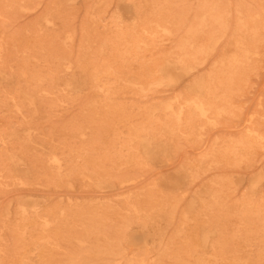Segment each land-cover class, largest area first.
I'll return each instance as SVG.
<instances>
[{"label": "rangeland", "instance_id": "rangeland-1", "mask_svg": "<svg viewBox=\"0 0 264 264\" xmlns=\"http://www.w3.org/2000/svg\"><path fill=\"white\" fill-rule=\"evenodd\" d=\"M0 262L264 264V0H0Z\"/></svg>", "mask_w": 264, "mask_h": 264}, {"label": "bare ground", "instance_id": "bare-ground-1", "mask_svg": "<svg viewBox=\"0 0 264 264\" xmlns=\"http://www.w3.org/2000/svg\"><path fill=\"white\" fill-rule=\"evenodd\" d=\"M247 2H248V1H247ZM251 2H253V1H251ZM32 4H33V3H32ZM102 4H103V3H102ZM207 4H208V3H207ZM248 4H249V3H248ZM251 4H252V3H251ZM203 7H204V6H203ZM199 9H200V8H199ZM201 9H202V8H201ZM214 9H215V8H214ZM262 9H263V8H262ZM207 10H208V9H207ZM46 11H47V10H46ZM182 11H183V10H182ZM219 11H220V10H219ZM202 14H203V13H202ZM202 14H201V15H202ZM213 14H214V13H213ZM219 14H220V13H219ZM230 14H231V13H230ZM248 15H249V13H248ZM207 16H209V15H207ZM229 16H230V15H229ZM249 16H250V15H249ZM205 17H206V16H205ZM206 18H207V17H206ZM217 18H218V17H217ZM243 18H244V17H243ZM219 19H220V18H219ZM211 21H212V20H211ZM231 21H232V20H231ZM249 21H250V20H249ZM218 22H219V21H218ZM250 22H252V21H250ZM209 23H210V21H209ZM215 23H216V22H215ZM125 24H126V23H125ZM210 24H211V23H210ZM213 24H214V23H213ZM229 24H230V23H229ZM243 24H246V23H243ZM142 25H144V23H143ZM215 25H216V24H215ZM122 26H123V25H122ZM129 26H130V25H129ZM195 26H196V25H195ZM164 27H166V26H164ZM242 27H243V26H242ZM131 28H132V27H131ZM131 28H130V29H131ZM185 28H186V27H185ZM236 28H237V27H236ZM248 28H249V27H248ZM140 29H141V28H140ZM142 29H143V28H142ZM182 29H183V28H182ZM228 29H229V28H228ZM202 30H203V29H201V31H202ZM253 30H254V29H253ZM121 31H122V30H121ZM124 31H125V30H124ZM142 31H143V30H142ZM157 31H158V30H157ZM213 31H214V30H213ZM216 31H217V30H216ZM228 31H229V30H228ZM228 31H227V32H228ZM117 32H118V31H117ZM153 32H154V31H153ZM243 32H244V31H243ZM254 32H255V31H254ZM144 33H145V32H144ZM144 33H143V34H144ZM156 33H157V32H156ZM250 33H251V32H250ZM119 34H120V32H119ZM146 34H147V33H146ZM172 34H173V33H172ZM175 34H176V33H175ZM202 34H203V33H202ZM204 34H205V33H204ZM248 34H249V31H248ZM116 35H117V34H116ZM123 35H124V34H123ZM176 35H177V34H176ZM207 35H208V34H207ZM211 35H212V34H211ZM120 36H121V35H120ZM144 36H145V35H144ZM157 36H158V35H157ZM199 36H201V35H199ZM204 36H205V35H204ZM209 36H210V35H209ZM244 36H245V35H244ZM249 36L251 37V35H249ZM255 36H256V35H255ZM145 37H146V36H145ZM236 37H237V36H236ZM157 38H158V37H157ZM177 38H178V37H177ZM188 38H189V40L191 39L190 37H188ZM205 38H206V37H205ZM211 38H212V37H211ZM240 38H241V37H240ZM251 38H252V37H251ZM117 39H119V38H117ZM140 39H141V38H140ZM150 39H151V38H150ZM152 39H153V38H152ZM158 39H159V38H158ZM182 39H183V38H182ZM203 39H204V38H203ZM241 39H242V38H241ZM256 39H257V38H256ZM256 39H255V40H256ZM261 39H262V38H261ZM174 40H175V39H174ZM238 40H239V39H238ZM262 40H263V39H262ZM18 41H19V40H18ZM118 41H119V40H118ZM138 41H139V40H138ZM150 41H151V40H150ZM190 41H191V40H190ZM193 41H194V40H193ZM208 41H209V40H208ZM240 41H241V40H240ZM248 41L250 42V40H248ZM257 41H258V40H257ZM130 42H131V41H130ZM134 42H135V39H134ZM205 42H207V41H205ZM205 42H203V43H205ZM236 42H237V41H236ZM242 42H243V41H242ZM22 43H23V42H22ZM142 43H143V42H142ZM238 43H240V42H238ZM245 43H246V41H245ZM251 43H252V42H251ZM257 43H258V42H257ZM30 44H31V43H30ZM37 44H38V43H37ZM134 44H135V43H134ZM193 44H194V43H193ZM195 44H196V43H195ZM242 44H243V43H241V45H242ZM248 44H249V43H248ZM135 45H136V44H135ZM150 45H151V43H150ZM152 45H153V44H152ZM176 45H178V44L176 43ZM199 45H200V44H199ZM205 45H206V44H205ZM238 45H239V44H238ZM249 45H250V44H249ZM26 46H27V45H26ZM37 46H38V45H37ZM119 46H120V45H119ZM219 46H220V45H219ZM239 46H240V45H239ZM243 46L245 47V45H243ZM191 47H192V46H191ZM199 47H200V46H199ZM199 47H198V48H199ZM246 47H247V46H246ZM39 48H40V47H39ZM119 48H120V47H119ZM193 48H194V46H193ZM239 48H240V47H238V49H239ZM28 49H29V48H28ZM44 49H45V47H44ZM180 49H181V48H180ZM195 49H196V48H195ZM246 49H248V48H246ZM252 49H253V48H252ZM24 50H25V49H23V52H24ZM46 50H47V49H46ZM46 50H45V51H46ZM192 50H194V49H192ZM200 50H201V49H200ZM202 50H204L203 47H202ZM221 50H222V49H221ZM241 50H242V49H241ZM17 51H18V50H17ZM30 51H31V50H30ZM47 51H48V50H47ZM239 51H240V50H239ZM31 52H32V51H31ZM221 52H222V51H221ZM24 53H25V52H24ZM124 53H125V52H124ZM15 54H16V53H15ZM131 54H133V53H131ZM177 54H179V53H177ZM189 54H190V53H189ZM189 54H188V55H189ZM191 54H192V53H191ZM193 54H194V52H193ZM193 54H192V55H193ZM239 54H240V53H239ZM17 55H18V54H17ZM32 55H33V54H32ZM44 55H45V54H44ZM125 55H126V54H125ZM182 55H183V54H182ZM205 55H207V54H205ZM34 56H35V55H34ZM121 56H122V55H121ZM127 56H128V55H127ZM134 56H135V55H134ZM180 56H181V55H180ZM193 56H194V55H193ZM196 56H197V55H196ZM196 56H195V57H196ZM237 56H238V55H237ZM241 56H242V55H240V57H241ZM44 57H45V56H44ZM178 57H179V56H178ZM181 57H182V56H181ZM181 57H180V58H181ZM18 58H19V57H18ZM123 58H124V57H123ZM183 58H184V57H183ZM183 58H182V59H183ZM196 58H197V57H196ZM198 58H199V57H198ZM198 58H197V59H198ZM238 58H239V56H238ZM41 59H42V58H41ZM43 59H44V58H43ZM127 59H128V58H127ZM134 59H135V57H134ZM159 59H160V58H159ZM178 59H179V58H178ZM191 59H193V61H195L194 58L191 57ZM234 59H235V58H234ZM239 59L242 60V58H239ZM249 59H250V58H249ZM3 60H4V59H3ZM117 60H118V59H117ZM129 60H130V59H129ZM129 60H128V62H129ZM162 60H163V59H162ZM179 60H180V59H179ZM185 60H188V59H185ZM206 60H207V59H206ZM240 60H239V61H240ZM4 61H5V60H4ZM25 61H26V60H25ZM156 61H157V59H156ZM160 61H161V59H160ZM169 61H170V60H169ZM236 61H237V58H236ZM120 62H121V61H120ZM153 62H154V61H153ZM175 62H176V61H175ZM228 62H229V61H228ZM17 63H18V62H17ZM106 63H107V62H106ZM179 63H180V62H179ZM186 63H187V62H186ZM215 63H216V62H215ZM217 63H218V62H217ZM239 63H240V62H239ZM239 63H238V64H239ZM241 63H242V62H241ZM241 63H240V64H241ZM108 64H109V63H108ZM156 64H157V62H156ZM180 64L182 65V63H180ZM187 64H188V63H187ZM240 64H239V65H240ZM245 64H248V63H245ZM254 64H255V63H254ZM110 65H111V64H110ZM114 65H116V64L114 63ZM120 65H122V64H120ZM188 65H189V64H188ZM190 65H191V64H190ZM230 65H232V63H230ZM17 66H18V65H17ZM112 66H113V65H112ZM182 66H183V65H182ZM240 66H241V65H240ZM251 66H252V65H251ZM28 67H29V65H28ZM106 67H107V65H106ZM106 67H105V68H106ZM108 67H109V65H108ZM114 67H115V66H114ZM120 67H121V66H120ZM150 67H151V66H150ZM188 67H189V66H188ZM225 67H226V66H225ZM246 67H247V66H246ZM29 68H30V67H29ZM116 68H118V67H116ZM234 68H235V66H234ZM236 68H237V66H236ZM236 68H235V70H236ZM244 68H245V67H244ZM248 68H249V67H248ZM252 68H253V67H252ZM22 69H23V68H22ZM96 69H97V68H96ZM109 69H110V68H109ZM120 69H121V68H120ZM136 69H137V68H135V70H136ZM148 69H149V67H148ZM148 69H147V70H148ZM150 69H151V68H150ZM250 69H251V68H250ZM111 70H112V69H111ZM116 70H117V69H116ZM123 70H124V69H123ZM153 70H155V69L153 68ZM153 70H152V71H153ZM230 70H231L230 72L233 73V72H232V68H231ZM251 70H252V69H251ZM30 71H31V70H30ZM117 71H118V70H117ZM252 71H253V70H252ZM15 72H16V71H15ZM31 72H32V71H31ZM118 72H119V71H118ZM120 72H121V71H120ZM120 72H119V74H120ZM154 72H155V71H154ZM154 72H153V73H154ZM218 72H219V71H218ZM253 72H254V71H253ZM29 73H30V72H29ZM133 73H135V72L133 71ZM155 73H156V72H155ZM234 73H235V72H234ZM237 73H238V72H237ZM37 74H38V73H37ZM51 74H52V73H51ZM51 74H50V75H51ZM99 74H100V73H99ZM104 74H105V72H104ZM106 74H107V73H106ZM119 74H118V75H119ZM135 74H136V73H135ZM135 74H134V75H135ZM147 74H148V73H147ZM149 74H150V73H149ZM228 74H229V73H228ZM239 74H240V73H238V75H239ZM28 75L30 76L31 74H28ZM97 75H98V74H97ZM107 75H108V74H107ZM130 75H131V74H130ZM141 75H142V74H141ZM155 75H156V74H155ZM94 76H95V74H94ZM109 76H110V75H109ZM111 76H114V73H113ZM120 76H121V75H120ZM211 76H212V75H211ZM211 76H210V77H211ZM229 76H230V75H229ZM18 77H19V76H18ZM30 77H31V76H30ZM97 77H99V76H97ZM114 77H115V76H114ZM114 77H113V80L115 79ZM136 77H140V76H136ZM148 77H149V76H148ZM150 77H151V75H150ZM153 77H154V76H153ZM230 77H231V76H230ZM246 77H247V76H246ZM28 78H29V77H28ZM48 78H49V75H48ZM93 78H94V77H93ZM93 78H92V79H93ZM121 78H122V77H121ZM134 78H135V77H134ZM18 79H19V78H18ZM20 79H21V78H20ZM95 79H96V76H95ZM118 79H120V78H117V80H118ZM123 79H125V78H123ZM142 79H143V78H142ZM225 79H226V78H225ZM33 80H34V79H33ZM146 80H147V79H146ZM150 80H151V79H150ZM212 80H213V79H212ZM221 80H222V79H221ZM226 80H227V79H226ZM233 80H234V79H233ZM20 81H21V80H20ZM39 81H40V80H39ZM97 81H98V80H97ZM106 81H108V80H106ZM138 81H139V80H138ZM140 81H141V80H140ZM213 81H214V80H213ZM231 81H232V80H231ZM18 82H19V81H18ZM18 82H16V83H18ZM111 82H113V81H111ZM142 82H143V81H142ZM154 82H155V81H154ZM217 82H218V81H217ZM227 82H228V81H227ZM234 82H235V81H234ZM245 82H246V81H245ZM32 83L34 84V82H32ZM47 83H48V85H49V82H47ZM115 83H116V82H115ZM240 83H241V81H240ZM27 84H28V83H27ZM97 84H98V83H97ZM105 84H106V83H105ZM141 84H142V83H141ZM150 84H151V83H150ZM219 84H220V83H219ZM232 84H233V83H232ZM237 84H238V83H237ZM24 85H26V84H24ZM36 85H37V83H36ZM48 85H47V86H48ZM143 85H145V84L143 83ZM221 85H222V84H221ZM221 85H219V86H221ZM229 85H230V84H229ZM229 85H225V86H229ZM27 86H28V85H27ZM92 86H93V85H92ZM96 86H97V85H96ZM110 86H113V85H110ZM233 86H234V85H233ZM131 87H132V86H131ZM147 87H148V86H147ZM147 87H146V88H147ZM152 87H153V86H152ZM154 87H156V86H154ZM212 87H214V86H212ZM230 87H231V86H230ZM234 87H235V86H234ZM107 88H108V87H107ZM112 88H113V87H112ZM116 88H117V87H116ZM119 88H120V87H119ZM235 88H237V87H235ZM101 89H102V88H101ZM108 89H110V88H108ZM143 89H144V88H143ZM213 89H214V88H213ZM220 89H221V88H220ZM220 89H219V90H220ZM225 89H226V87H225ZM32 90H33V89H32ZM104 90H105V89H104ZM104 90H103V91H104ZM116 90H119V89H116ZM206 90H207V89H206ZM237 90H238V89H237ZM26 91H27V90H26ZM110 91H111V90H110ZM112 91H113V90H112ZM233 91H235V90L233 89ZM119 92H120V91H119ZM222 92H223V91H222ZM9 93H10V92H9ZM13 93H14V92H13ZM214 93H216V91H215ZM224 93H225V92H224ZM233 93H235V92H233ZM233 93H232V94H233ZM59 94H60V93H59ZM100 94H101V93H100ZM111 94H112V92H111ZM218 95H219V94H218ZM61 96H63V95L61 94ZM101 96H104V95L102 94ZM106 96H107V95H106ZM106 96H105V97H106ZM108 96H109V95H108ZM111 96H112V95H111ZM5 97H7V96H5ZM63 97H64V96H63ZM66 97H67V96H66ZM217 97H218V96H217ZM223 97H224V95H223ZM8 98H9V97H8ZM101 98H102V97H101ZM225 98H226V97H225ZM6 99H7V98H6ZM102 100H104V99H102ZM221 100H222V98H221ZM2 101H3V100H2ZM111 101H112V97H111ZM219 101H220V100H219ZM228 101H229V100H228ZM97 102H98V101H97ZM97 102H96V103H97ZM99 102H100V101H99ZM226 102H227V101H226ZM45 104H46V103H45ZM97 104H98V103H97ZM102 104H103V102H102ZM102 104H101V106L103 107ZM106 104H107V103H106ZM194 104H195V103H194ZM222 105H223V104H222ZM228 105H229V104H228ZM228 105H227V106H228ZM234 105H235V104H234ZM104 106L106 107V105H104ZM112 106H113V105H112ZM200 106H201V105H200ZM110 107H111V106H110ZM193 107H194V106H193ZM193 107H192V108H193ZM108 108H109V107H108ZM159 108H160V107H159ZM103 109H104V107H103ZM106 109H107V108H106ZM110 109H111V108H110ZM110 109H109V110H110ZM196 109H197V108H196ZM98 110H99V109H98ZM114 110H116V108H115ZM114 110H112V111H114ZM208 110H209V109H208ZM19 111H20V110H19ZM106 112H108V110H107ZM205 112H206V111H205ZM229 112H230V111H229ZM115 113H116V112H115ZM168 113H169V112H168ZM172 113H173V112H172ZM112 115H113V114H112ZM166 115H167V114H166ZM156 117H158V116H156ZM156 117H155V119H156ZM105 118L107 119L106 115H105ZM153 121H154V120H153ZM186 121H187V120H186ZM149 122H150V121H149ZM154 122H155V121H154ZM160 123H161V122H160ZM210 123H211V122H210ZM184 124H185V123H184ZM175 125H176V124H175ZM167 126H168V125H167ZM186 126H187V125H186ZM187 127H188V126H187ZM198 127H199V126H198ZM189 128H190V127H189ZM200 128H201V127H200ZM171 130H172V128H171ZM132 131H133V130H132ZM252 131H253V130H252ZM133 133H134V132H133ZM177 133H178V132H177ZM261 136H262V135H261ZM96 137H97V136H96ZM135 137H136V136H135ZM190 137H191V136H190ZM255 137H256V136H255ZM117 138H118V137H117ZM257 138H259V137L257 136ZM99 139H100V138H99ZM99 141H100V140H99ZM122 142H123V141H122ZM108 144H109V143H108ZM117 144H118V143H117ZM65 146H66V145H65ZM117 146H118V145H117ZM101 147H102V146H101ZM104 147H105V146H104ZM115 147H116V146H115ZM249 147H251V146H249ZM130 148H131V147H130ZM61 149H62V148H61ZM66 150H67V149H66ZM102 150H103V149H102ZM119 152H121V151L119 150ZM109 153H110V151H109ZM243 153H244V152H243ZM67 154H68V153H67ZM107 154H108V153H107ZM110 154H111V153H110ZM102 155H103V154H102ZM74 156H75V155H74ZM105 156H106V155H105ZM34 157H35V156H34ZM41 157H42V156H41ZM35 158H36V157H35ZM114 158H115V157H114ZM31 159H32V158H31ZM69 159H70V158H69ZM103 159H104V158H103ZM48 160H49V159H48ZM51 160H52V159H51ZM75 160H76V159H75ZM68 161H69V160H68ZM47 162H48V161H47ZM66 162H67V161H66ZM125 162H126V161H125ZM238 162H239V161H238ZM68 164H69V163H68ZM111 164H112V163H111ZM70 165H71V164H70ZM71 166H72V165H71ZM105 166H106V165H105ZM110 167H111V166H110ZM47 169H48V168H47ZM71 169H72V168H71ZM73 169H74V168H73ZM73 169H72V170H73ZM72 170H70V171H72ZM48 171H49V170H48ZM51 172H52V171H51ZM74 172H76V171H74ZM72 175H73V174H72ZM76 175H77V172H76ZM73 177H74V176H73ZM60 178H61V177H60ZM58 180H59V179H58ZM57 183H58V182H57ZM259 199H260V198H259ZM259 199H258V200H259ZM82 202H83V201H82ZM84 203H85V202H84ZM124 203H125V202H124ZM104 204H105V203H104ZM116 205H117V204H116ZM249 205H250V204H249ZM81 206H82V205H81ZM121 206H122V205H121ZM121 206H120V207H121ZM94 207H95V206H94ZM118 207H119V206H118ZM77 208H78V207H77ZM177 208H178V207H177ZM253 208H255V207H252V209H253ZM112 209H113V208H112ZM178 209H179V208H178ZM126 210H128V209H126ZM242 210H243V209H242ZM243 211H244V210H243ZM247 211H248V210H247ZM258 211H259V210H258ZM112 212H113V211H112ZM116 212H117V211H116ZM254 212H255V211H254ZM113 213H114V212H113ZM117 213H118V212H117ZM252 213H253V212H252ZM252 213H250V214H252ZM121 214H122V213H121ZM242 215H243V214H242ZM255 215H256V214H255ZM117 216H118V215H117ZM115 217H116V215H115ZM118 217H119V216H118ZM231 217H232V216H231ZM234 217H235V216H234ZM252 217H253V215H252ZM258 217H259V216H258ZM100 218H102V217H100ZM100 218H99V220H101ZM119 218H120V217H119ZM201 218H202V217H201ZM254 218H255V217H254ZM115 219H116V218H115ZM121 219H122V218H121ZM228 219H229V218H228ZM249 219H250V218H249ZM261 219H262V216H261ZM39 220H40V219H39ZM237 220H238V219H237ZM255 220L259 222V220H257V219H255ZM261 221H262V220H261ZM138 222H139V221H138ZM89 226H90V225H89ZM179 227H180V226H179ZM223 227H224V226H223ZM12 228H13V227H12ZM19 228H20V227H19ZM53 228H54V227H53ZM50 229H51V228H50ZM56 229H57V228H56ZM81 229H82V228H81ZM13 230H14V229H13ZM20 231H21V229H20ZM56 231H57V230H56ZM236 233H237V232H236ZM46 234H47V233H46ZM55 234H56V232H55ZM26 236H27V235H26ZM35 236H36V235H35ZM38 236H40V235H38ZM57 236H59V235H57ZM57 236H56V237H57ZM22 237H23V236H22ZM27 237H28V236H27ZM42 237H43V236H42ZM53 237H54V236H53ZM165 237H166V236H165ZM20 238H21V237H20ZM25 238H26V237H25ZM16 240H17V239H16ZM24 240H25V239H24ZM37 240H38V239H37ZM59 241H60V240H58V242H59ZM17 242H18V241H17ZM17 242H16V243H17ZM31 242H33V241H31ZM49 242H50V241H49ZM16 243H15V244H16ZM21 243H22V242H21ZM24 243H26V242H24ZM34 243H35V241H34ZM50 243H51V242H50ZM50 243H49V244H50ZM19 244H20V243H19ZM19 244H17L16 246L18 247ZM28 244H29V243H28ZM51 244H52V243H51ZM160 244H161V243H160ZM186 244H187V243H186ZM29 245H30V244H29ZM33 245H34V244H33ZM183 245H184V243H183ZM24 246H25V245H24ZM24 246H23V247H24ZM158 246H159V245H158ZM43 247H44V246H43ZM54 247H55V246H54ZM18 248H19V247H18ZM38 248H39V247H38ZM45 248H46V247H45ZM21 249H22V248H21ZM24 249H25V248H23V251H24ZM55 249H56V248H55ZM14 250H15V248H14ZM44 250H45V249H43V251H44ZM160 250H162V249L160 248ZM217 250H218V248H217ZM16 251H17V250H16ZM23 251H22V252H23ZM45 251H46V250H45ZM26 252H27V251H26ZM40 252H41V251H40ZM18 253H19V252H18ZM24 253H25V252H24ZM24 253H23V254H24ZM41 253H42V252H41ZM15 254H16V253H15ZM15 254H13V255H15ZM47 254H49V253H47ZM111 254H112V253H111ZM141 254H142V252H141ZM33 255H34V254H33ZM156 255H157V254H156ZM205 255H206V254H205ZM18 256H19V255H18ZM23 256H24V255H23ZM109 256H110V255H109ZM153 256H154V255H153ZM74 257H75V256H74ZM125 257H126V256H125ZM125 257H124V258H125ZM145 257H146V256H145ZM197 257H198V256H197ZM12 258H13V257H12ZM22 258H23V257H22ZM124 258H123V260H124ZM183 258H184V257H183ZM35 259H36V258H35ZM74 259H75V258H74ZM185 259H186V258H185ZM18 260H19V259H18ZM18 260L16 259V262H17ZM142 260L144 261V259H142ZM204 260H205V259H204ZM20 261H21V260H20ZM40 261H41V260H40ZM47 261H48V260H47ZM49 261H51V260H49ZM205 261H206V260H205ZM22 262H23V260H22ZM44 262H45V261H44ZM86 262H87V261H86ZM175 262H176V261H175ZM179 262H180V261H179ZM188 262H189V261H188ZM194 262H195V261H194ZM0 263H1V262H0ZM23 263H24V262H23ZM51 263H52V262H51ZM87 263H88V262H87ZM173 263H174V262H173ZM16 264H17V263H16ZM89 264H91V263H89ZM204 264H205V263H204Z\"/></svg>", "mask_w": 264, "mask_h": 264}]
</instances>
